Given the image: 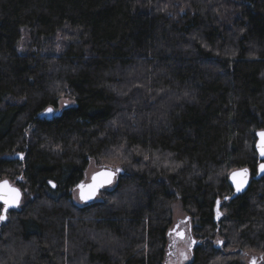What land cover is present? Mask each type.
Instances as JSON below:
<instances>
[{
	"label": "trees",
	"instance_id": "16d2710c",
	"mask_svg": "<svg viewBox=\"0 0 264 264\" xmlns=\"http://www.w3.org/2000/svg\"><path fill=\"white\" fill-rule=\"evenodd\" d=\"M261 131L264 0H0V183L22 193L0 264H165L174 202L188 264H246L264 254ZM92 160L123 174L77 205Z\"/></svg>",
	"mask_w": 264,
	"mask_h": 264
},
{
	"label": "rangeland",
	"instance_id": "374dc122",
	"mask_svg": "<svg viewBox=\"0 0 264 264\" xmlns=\"http://www.w3.org/2000/svg\"><path fill=\"white\" fill-rule=\"evenodd\" d=\"M74 106H76L75 101L63 98L60 100L58 108L52 109V112L50 113L47 111L46 116L54 117L56 115L61 114L66 108ZM104 166L105 165H99L92 160L86 171V177L84 182L90 181L91 176ZM11 184L12 186H15V184ZM73 198L74 202L77 205H82V203L79 201L78 192L76 190L73 193ZM171 209L173 224L171 226L170 232L172 234L169 237V247L165 264H188L191 260V248L193 247V245H195L192 243L195 240L192 234L193 219L184 212L179 202H174L172 204ZM181 231L185 232L184 239L179 238V233ZM182 253L187 255L188 259H184V255H182ZM244 262L246 264H264V254H259L255 252L248 253L246 254Z\"/></svg>",
	"mask_w": 264,
	"mask_h": 264
},
{
	"label": "snow or ice",
	"instance_id": "6c2138e0",
	"mask_svg": "<svg viewBox=\"0 0 264 264\" xmlns=\"http://www.w3.org/2000/svg\"><path fill=\"white\" fill-rule=\"evenodd\" d=\"M48 112H52V109H47ZM259 136V143L257 145L259 149V154L261 157H264V131H261L257 133ZM116 171H120V169H116ZM259 172L264 173V163H261L259 165ZM114 175V173H108V172H100L95 174L92 177V183L89 185H85L83 183L77 185V188L80 189V196L82 200H88L92 199L95 193L99 190V188L103 187L106 183L110 184L112 182L111 177ZM232 179L235 184V188L237 192H240L244 189V187L248 183V169H241L237 172L232 173ZM49 183H52L49 181ZM53 187L55 185L53 184ZM225 199H228V197H225ZM0 201L3 203V208L0 209V221H4L7 219V212L9 208L11 207H18L19 201H20V191L19 189L12 188L8 185L7 181H4L2 184H0ZM219 203V202H217ZM220 213L218 212V215ZM195 244V241L192 242ZM218 243H222L219 242ZM184 255V259H188V256Z\"/></svg>",
	"mask_w": 264,
	"mask_h": 264
},
{
	"label": "water",
	"instance_id": "95a60500",
	"mask_svg": "<svg viewBox=\"0 0 264 264\" xmlns=\"http://www.w3.org/2000/svg\"><path fill=\"white\" fill-rule=\"evenodd\" d=\"M45 115H46V112H45L44 114H42V116H45ZM259 139H260V138H259V136L257 135L256 150H257V152H258L259 159H260L261 163H264V157H261V156H260V154H259V149H258V147H257V145H258V143H259ZM116 169H120V171H116ZM240 170H241V169H240ZM237 171H239V170H236V171H233V172H237ZM100 172L114 173V175L111 177L112 182H111L110 184H107V183H106L103 187L99 188V190L95 193V195L93 196V198H92V199H88V200H82V199H81V196H80V189H79V188H76V191L78 192V198H79V201L82 203V205H90V204H93V203L98 199L100 193H101L102 191H104L105 189L110 188L111 186H113V184H114L115 181L117 180L118 176H119L120 174H123V170H122L121 168L103 167V168H101L99 171L95 172V173L91 176L90 181H88V182H82V183L85 184V185H89V184H91V183L93 182V181H92V177H93L95 174L100 173ZM233 172H232V173H233ZM232 173H231L230 176H229V180H230V183H231V185L233 186V188H234V190H235V195H239V194L243 193V192L247 189V187H248V185H249L250 177H251V175H250V171L248 170V183H247V185L244 187V189H243L242 191H240V192H237V191H236L235 184H234L233 179H232ZM263 175H264V173H260L259 170H258V175H257V177H261V176H263ZM3 182H4V181H3ZM3 182H1L0 184H2ZM80 184H81V183H80ZM8 185H9L10 187H12V188H16V189H18L17 187H14V186L10 185L9 182H8ZM51 185H52V188L54 189L55 187H53V183H51ZM19 191H20V190H19ZM21 199H22V193H21V191H20V201H19V205H20V203H21ZM0 203L3 205L2 201H0ZM18 207H19V206H18ZM18 207H11V208H9V210L17 209ZM9 210H8V211H9ZM6 215H7V214H6ZM4 221H5V220H4ZM184 237H185V232H184V231H181V232L179 233V238H180V239H184Z\"/></svg>",
	"mask_w": 264,
	"mask_h": 264
},
{
	"label": "bare ground",
	"instance_id": "6f19581e",
	"mask_svg": "<svg viewBox=\"0 0 264 264\" xmlns=\"http://www.w3.org/2000/svg\"><path fill=\"white\" fill-rule=\"evenodd\" d=\"M49 113H50V112H49ZM47 114H48V113H47ZM231 173H232V172H231ZM231 173H230V174H231Z\"/></svg>",
	"mask_w": 264,
	"mask_h": 264
},
{
	"label": "flooded vegetation",
	"instance_id": "af4514ba",
	"mask_svg": "<svg viewBox=\"0 0 264 264\" xmlns=\"http://www.w3.org/2000/svg\"><path fill=\"white\" fill-rule=\"evenodd\" d=\"M172 233L170 232V235H171Z\"/></svg>",
	"mask_w": 264,
	"mask_h": 264
}]
</instances>
